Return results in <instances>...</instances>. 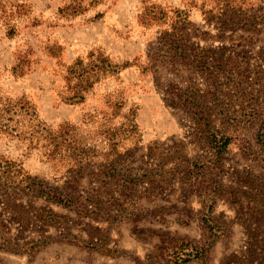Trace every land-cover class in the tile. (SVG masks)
<instances>
[{
  "label": "rangeland",
  "instance_id": "rangeland-1",
  "mask_svg": "<svg viewBox=\"0 0 264 264\" xmlns=\"http://www.w3.org/2000/svg\"><path fill=\"white\" fill-rule=\"evenodd\" d=\"M222 1L242 5L244 13L205 15ZM10 2L28 10L13 36L0 25V97H26L48 126L75 124L76 137H89L99 155L74 172L40 146L0 133L1 156L72 197L70 206L33 201L34 210L51 208L65 217L70 238L82 240H61L59 228L25 226L4 214L13 239H52L30 252L0 248V264H264V81L258 75L264 0H101L72 18L59 14L63 0ZM151 5L166 12L165 23L140 21ZM183 8L185 52L173 56L161 34ZM89 50L128 65L118 77L98 79L84 101L65 102L66 67ZM16 65L24 66L22 74L13 71ZM235 68L241 78H233ZM210 70L222 77L209 80ZM177 88H195L215 128L231 136L222 168L205 170L212 181L203 185L179 173L190 170L198 180V164L210 154L176 104ZM130 107H136L134 130L123 125ZM152 145L169 159L150 153ZM105 158L117 165L114 180L101 172ZM203 208L215 218L214 229L199 220Z\"/></svg>",
  "mask_w": 264,
  "mask_h": 264
},
{
  "label": "trees",
  "instance_id": "trees-1",
  "mask_svg": "<svg viewBox=\"0 0 264 264\" xmlns=\"http://www.w3.org/2000/svg\"><path fill=\"white\" fill-rule=\"evenodd\" d=\"M63 1V6L58 8V12L65 18L75 17L86 9L94 8L101 2V0ZM222 2L218 5L219 10H207V12H204L205 15L213 18L215 15H225V12L239 13V15L244 13L242 5L238 3L230 4L228 1ZM143 8L139 16L140 21L145 26L163 24L167 21L168 16L166 12L157 8V6L151 5ZM27 10L28 8L24 3L0 0V25L5 29L6 35L13 36L15 34L17 31V19L24 15ZM176 13L178 18L169 22L167 26L168 31H163L164 33L161 34L160 41L162 42V46L167 47L170 54L180 56L181 53L185 52V44L180 32L188 22V10L183 8ZM168 32L169 35L167 34ZM24 60L23 57L22 61ZM214 61L217 62V60ZM232 61L234 64L236 63L234 59ZM127 63L120 64L113 62L108 55L100 50H89L85 57L77 56L67 65L65 70V95L62 96L64 101L71 104L84 101L85 94L94 86L98 79H106L113 76L118 77L121 70L128 65ZM142 68L148 69L147 66H143ZM246 70L248 75L245 78L248 80L251 71L249 69ZM13 71L16 74H22L24 66L16 65L13 67ZM258 75L264 81V67L259 70ZM232 76L233 78L236 76L237 78H241L237 68L234 69ZM206 77L209 80H215L222 77V75L218 74L217 71L210 70L207 72ZM191 89L193 91L177 88V93L175 94L176 104L187 112L200 145L208 151L210 156L207 162H199L197 173L200 174V177H196L198 180H192L195 176L191 174L190 170L187 172V170L182 169L179 173L187 178L188 183L194 184L198 182L200 185H203L204 182L209 183L210 180L212 181V176L207 177L204 173L205 170L213 167L215 169L222 168L223 155L231 141V136L215 128L214 118L205 105L206 100L199 99L197 90L195 88ZM33 106L24 96L0 97V133L9 134L24 142L27 141L30 148L40 146L43 153L50 158L49 160H52L53 157H59L65 160L74 172L81 171L83 164L89 159L98 158L97 155L99 154L97 150L88 143L89 137L81 135L80 137H76L78 127L75 124L64 122L56 128L48 126L39 120ZM135 115L136 107H130L127 113L123 115L125 118L123 125L126 124L131 129H136ZM149 151L160 161L169 159L168 153L164 154L157 150L155 145H152ZM102 156L105 157V154H102ZM182 158L187 159L185 154L181 156ZM101 169L102 174L109 179L114 180L118 176L116 163L108 162L106 158ZM148 172L150 175L151 170H148ZM173 172L177 171H171V173ZM146 176L148 177V175ZM213 181L217 185V180L214 179ZM68 198L72 199L67 193L64 194L58 186L51 185L30 173L16 159L0 155V248L17 252H30L40 246L47 245L52 239L51 236L29 240L13 239L5 228V224L1 218L4 214L25 226H52L59 228L62 231L59 233V239H73L82 242L78 238H70L71 236L66 232L67 222L65 217L55 213L49 207L39 206L38 210H34L31 205L33 201L37 200H44L45 202L61 206L73 205ZM96 198L97 196H95ZM199 211V220L209 227V229H214L215 218L211 215L210 210L203 208ZM86 213H93V210L87 208ZM117 216L119 214H115L114 216L107 214V219L112 220Z\"/></svg>",
  "mask_w": 264,
  "mask_h": 264
}]
</instances>
